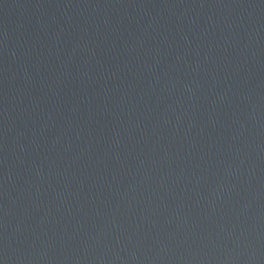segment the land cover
Returning a JSON list of instances; mask_svg holds the SVG:
<instances>
[{
  "label": "water",
  "instance_id": "water-1",
  "mask_svg": "<svg viewBox=\"0 0 264 264\" xmlns=\"http://www.w3.org/2000/svg\"><path fill=\"white\" fill-rule=\"evenodd\" d=\"M0 264H264V0H0Z\"/></svg>",
  "mask_w": 264,
  "mask_h": 264
}]
</instances>
